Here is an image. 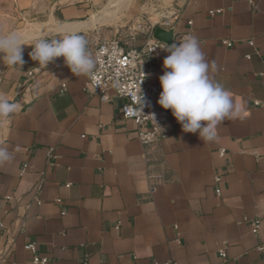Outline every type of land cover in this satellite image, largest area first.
I'll return each instance as SVG.
<instances>
[{
  "label": "crops",
  "instance_id": "1",
  "mask_svg": "<svg viewBox=\"0 0 264 264\" xmlns=\"http://www.w3.org/2000/svg\"><path fill=\"white\" fill-rule=\"evenodd\" d=\"M157 28L174 43L195 36L232 94L236 114L215 140L172 116L144 145L125 99L89 93V74L62 57L45 66L29 55L38 39L77 32L94 70L102 39L142 49ZM10 31L25 45L22 68L0 60V94L19 102L0 117V147L14 157L0 164V264H264V0H0V34ZM168 55L145 60L161 88Z\"/></svg>",
  "mask_w": 264,
  "mask_h": 264
},
{
  "label": "clouds",
  "instance_id": "2",
  "mask_svg": "<svg viewBox=\"0 0 264 264\" xmlns=\"http://www.w3.org/2000/svg\"><path fill=\"white\" fill-rule=\"evenodd\" d=\"M24 45L23 38L15 31L0 34L3 64L22 68ZM32 48L29 55L39 65L48 66L62 57L74 75H88L95 66L86 37L77 32L61 31L55 38L38 39ZM164 49L169 55L163 61L159 105L172 111L184 132H199L203 141L215 140L218 125L236 114L232 94L210 77V64L195 36L185 35L180 42L166 45ZM215 66L213 61L211 67ZM142 99L143 96L141 102ZM18 106L19 102H10L6 95L0 94V117L14 113ZM13 158L7 148L0 147V164Z\"/></svg>",
  "mask_w": 264,
  "mask_h": 264
},
{
  "label": "built area",
  "instance_id": "3",
  "mask_svg": "<svg viewBox=\"0 0 264 264\" xmlns=\"http://www.w3.org/2000/svg\"><path fill=\"white\" fill-rule=\"evenodd\" d=\"M218 12L212 11L211 14L215 15ZM144 28L143 25H138L137 31ZM224 44L232 46V43L228 41ZM249 44L254 46L252 41ZM165 47L155 39H150L142 49H135L123 43L119 38H104L94 52L96 67L88 75L86 83V90L91 94L99 95L103 101H109L111 94L125 99L122 114L125 119L133 120L138 125L137 139L144 145L159 142L164 137L165 126L173 116L170 109L165 110L159 105L158 100L162 88L151 82L150 69L145 64L147 57L155 56L165 50ZM33 76L34 72L28 74L30 80ZM65 90L66 85H63L62 91ZM217 181H220V177ZM58 202L61 203L60 200ZM261 228L262 221L254 220L252 233L259 234ZM26 249L36 254L35 244L27 245ZM220 255L225 258L224 249L220 251ZM49 261L47 257L42 258L35 255L33 264H48ZM154 264L162 263L155 262Z\"/></svg>",
  "mask_w": 264,
  "mask_h": 264
},
{
  "label": "water",
  "instance_id": "4",
  "mask_svg": "<svg viewBox=\"0 0 264 264\" xmlns=\"http://www.w3.org/2000/svg\"><path fill=\"white\" fill-rule=\"evenodd\" d=\"M174 32L165 28H157L154 32V39L165 45H172L174 43Z\"/></svg>",
  "mask_w": 264,
  "mask_h": 264
}]
</instances>
